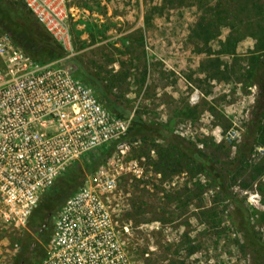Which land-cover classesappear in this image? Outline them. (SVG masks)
Returning <instances> with one entry per match:
<instances>
[{"label": "rangeland", "instance_id": "rangeland-1", "mask_svg": "<svg viewBox=\"0 0 264 264\" xmlns=\"http://www.w3.org/2000/svg\"><path fill=\"white\" fill-rule=\"evenodd\" d=\"M67 5L70 46L58 61L98 85L111 113L119 116L114 105L126 108L147 133L105 146L95 166L86 155L72 162L58 177L75 184L66 200L95 185L101 170L115 169L108 200L131 264H264V113L247 59L254 39L244 37L234 55L218 44L226 28L204 44L196 33L206 11L191 0ZM155 129L184 139L210 166ZM4 231L0 264H13L27 225Z\"/></svg>", "mask_w": 264, "mask_h": 264}, {"label": "built area", "instance_id": "built-area-1", "mask_svg": "<svg viewBox=\"0 0 264 264\" xmlns=\"http://www.w3.org/2000/svg\"><path fill=\"white\" fill-rule=\"evenodd\" d=\"M37 21L70 46L67 0H24ZM131 116L102 103L96 87L59 61L39 63L0 35V233L25 227L44 192L75 160L126 144ZM230 132V138L236 136ZM116 170L77 189L57 211L41 264H131L109 203Z\"/></svg>", "mask_w": 264, "mask_h": 264}, {"label": "trees", "instance_id": "trees-1", "mask_svg": "<svg viewBox=\"0 0 264 264\" xmlns=\"http://www.w3.org/2000/svg\"><path fill=\"white\" fill-rule=\"evenodd\" d=\"M166 1L186 3V0ZM191 3L198 9L206 11V15L201 17L197 25L199 31L196 33L204 44L216 39L224 28L228 29V32L223 40H218V44H225L227 47L224 51L229 55L235 54L237 44L244 37L254 39V51L247 58L251 68L249 77L259 85L261 95L259 113H264V0H191ZM0 29L4 33H9L12 43L35 62H54L68 54L63 45L37 21L24 0H0ZM75 74L82 76L79 71ZM98 89L101 90L99 86ZM114 110L119 117L125 118L129 115V111L119 105H114ZM132 121L133 126L128 130L125 140L147 133L137 116H133ZM154 132L159 136L168 137L173 147H177L199 165L210 166V163L199 156L184 139L173 134L165 136L162 129H155ZM112 145L114 143L106 144L88 153L87 163L90 166L97 165L105 157L104 147L111 148ZM106 151L109 152L108 149ZM92 169L89 168L88 171ZM74 186L75 184L68 177L57 178L54 185L42 194L28 218L26 224L28 231L19 243L13 264H40L44 255L42 243H48L53 215L72 193ZM31 231L37 233L36 239L33 238Z\"/></svg>", "mask_w": 264, "mask_h": 264}, {"label": "crops", "instance_id": "crops-1", "mask_svg": "<svg viewBox=\"0 0 264 264\" xmlns=\"http://www.w3.org/2000/svg\"><path fill=\"white\" fill-rule=\"evenodd\" d=\"M96 91H97V93L100 91V90L98 89V86H96Z\"/></svg>", "mask_w": 264, "mask_h": 264}, {"label": "water", "instance_id": "water-1", "mask_svg": "<svg viewBox=\"0 0 264 264\" xmlns=\"http://www.w3.org/2000/svg\"><path fill=\"white\" fill-rule=\"evenodd\" d=\"M44 226H45V224H44Z\"/></svg>", "mask_w": 264, "mask_h": 264}]
</instances>
